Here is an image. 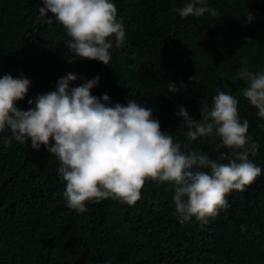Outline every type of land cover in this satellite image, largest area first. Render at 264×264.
Here are the masks:
<instances>
[{
    "label": "trees",
    "instance_id": "1",
    "mask_svg": "<svg viewBox=\"0 0 264 264\" xmlns=\"http://www.w3.org/2000/svg\"><path fill=\"white\" fill-rule=\"evenodd\" d=\"M126 32L122 46L109 50L105 65L81 59L68 47L71 39L50 11L39 14L44 0H0V78L30 80L20 110L28 100L56 90L68 73L69 87L99 77L91 89L111 104L135 99L152 109L161 131L192 151L220 160L231 149L215 135L187 136L177 113L183 107L194 120L201 108L213 106L217 89L238 100L241 122H249V160L261 175L241 192L227 196L203 224L192 217L181 222L175 213L174 185L146 181L140 199L129 206L112 198L86 202V211L67 207L66 182L59 160L44 145L39 150L0 132V264H264V118L242 95L247 80L239 73L264 71V0H205L220 15L182 18L176 9L188 0H112ZM247 12L253 19L248 21ZM72 60V62H69ZM195 77V79H190ZM178 91L169 92V83ZM12 138L4 144L3 138ZM54 143V141H50ZM208 171L207 169H202ZM243 226V230H242Z\"/></svg>",
    "mask_w": 264,
    "mask_h": 264
},
{
    "label": "clouds",
    "instance_id": "2",
    "mask_svg": "<svg viewBox=\"0 0 264 264\" xmlns=\"http://www.w3.org/2000/svg\"><path fill=\"white\" fill-rule=\"evenodd\" d=\"M44 4L40 16L46 17L49 11L55 15L71 38L67 47L76 56L109 65L113 47L109 38L114 37L120 47L126 35L112 0H44ZM176 11L182 18L220 15L205 0H188ZM246 15L248 21L253 19ZM239 76L247 80L242 95L264 118V71L253 73L245 68ZM77 78L73 73L60 78L56 90L38 95L35 102L28 100L35 106L26 111L15 102L24 99L30 80L10 74L0 78V132L10 129L12 138L20 143L30 140L35 150L44 145L59 160L67 207L77 213L86 211V202L107 198L133 206L151 180L174 185L175 213L181 222L195 217L207 224L209 217L230 207L226 196L232 190L243 192L261 175V168L249 160V151L255 155L258 146L249 144V122H241L238 100L232 95L217 89L212 108L203 104L199 120L192 119L183 107L177 113L191 140L215 135L221 141L217 149H231L230 154L221 155L220 160L227 161L221 163L196 151L182 152L180 144L161 131L152 109L135 99L112 105L107 93L101 98L92 95L98 76L70 88ZM168 90L178 91L171 82ZM12 138H3V143L11 144Z\"/></svg>",
    "mask_w": 264,
    "mask_h": 264
}]
</instances>
